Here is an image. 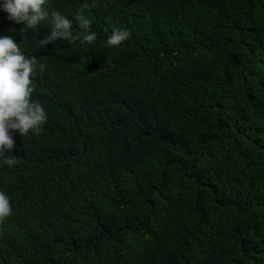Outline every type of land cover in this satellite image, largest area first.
I'll use <instances>...</instances> for the list:
<instances>
[{"label": "trees", "instance_id": "16d2710c", "mask_svg": "<svg viewBox=\"0 0 264 264\" xmlns=\"http://www.w3.org/2000/svg\"><path fill=\"white\" fill-rule=\"evenodd\" d=\"M92 43L39 47L48 119L0 158V264H264V0H48ZM113 27L130 31L109 46ZM11 30V31H9Z\"/></svg>", "mask_w": 264, "mask_h": 264}, {"label": "clouds", "instance_id": "9594fccd", "mask_svg": "<svg viewBox=\"0 0 264 264\" xmlns=\"http://www.w3.org/2000/svg\"><path fill=\"white\" fill-rule=\"evenodd\" d=\"M48 0H0V11L7 14L6 18L24 28L32 29L42 22L48 21L50 32L39 39V47L57 39L79 41L81 44L92 43L97 34L91 30L92 21L83 13L74 19L82 32L73 35V21L59 11H49ZM11 31V30H9ZM130 36L126 28L113 27L107 37L109 46H118ZM37 67L44 69L37 59L28 57L21 50L13 35H0V158L4 165L15 167L16 157L5 156L14 148V133L27 136L30 132L39 135L48 114L42 104L32 99L34 92L32 77ZM12 213L9 196L0 190V222Z\"/></svg>", "mask_w": 264, "mask_h": 264}]
</instances>
